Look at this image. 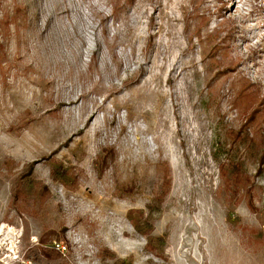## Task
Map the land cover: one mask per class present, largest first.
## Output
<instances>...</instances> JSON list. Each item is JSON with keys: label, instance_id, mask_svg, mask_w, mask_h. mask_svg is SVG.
Listing matches in <instances>:
<instances>
[{"label": "rangeland", "instance_id": "1", "mask_svg": "<svg viewBox=\"0 0 264 264\" xmlns=\"http://www.w3.org/2000/svg\"><path fill=\"white\" fill-rule=\"evenodd\" d=\"M0 44V264H264V0H0Z\"/></svg>", "mask_w": 264, "mask_h": 264}, {"label": "trees", "instance_id": "2", "mask_svg": "<svg viewBox=\"0 0 264 264\" xmlns=\"http://www.w3.org/2000/svg\"><path fill=\"white\" fill-rule=\"evenodd\" d=\"M19 8H20V7H17L16 11H17V10H20ZM7 23H8V22H6V25H7ZM4 26H5V25H4ZM2 57H3V53H2V45L0 44V69H1V71H3V69H4V67L2 66V61H1ZM111 150H112V147H111ZM108 164H109V159L104 158V160L102 161V165H100V167L98 168V172H99L100 174H102V173L104 172V170L108 167ZM28 165L31 167L33 164H28ZM233 166H234V168H236V169H235V172H236V173L238 172V169H239V170H242V167H241V165H239V163H236V164H234ZM233 166H232V167H233ZM241 172H242V171H241ZM242 174H243V173H242ZM163 177H164V175H163ZM239 180H241V179H239ZM163 181H164V183H163V185H164L165 182H167V181H166L165 179H164ZM242 181H243V180H242ZM34 184H35L36 186H40V187H42L43 189L46 190V187H45V186H42V185L40 184V182L35 181ZM36 188H37V187H36ZM165 190H166V189L164 188V189H163V193H162V195L165 193ZM23 194H24V191H23L22 189H20L19 187H17L16 190L14 191L13 201H14V200H18V199H20V198L23 196ZM246 205L248 206V208H249L250 211H253V205H252L250 199H247Z\"/></svg>", "mask_w": 264, "mask_h": 264}, {"label": "bare ground", "instance_id": "3", "mask_svg": "<svg viewBox=\"0 0 264 264\" xmlns=\"http://www.w3.org/2000/svg\"><path fill=\"white\" fill-rule=\"evenodd\" d=\"M158 85H159V84H158ZM153 87H154V86H153ZM153 89H154V88H153ZM153 89H152V90H153Z\"/></svg>", "mask_w": 264, "mask_h": 264}]
</instances>
